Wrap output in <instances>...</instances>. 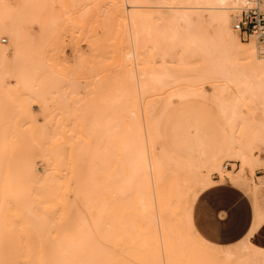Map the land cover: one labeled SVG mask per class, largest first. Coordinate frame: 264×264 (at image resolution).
<instances>
[{"label": "snow or ice", "instance_id": "obj_1", "mask_svg": "<svg viewBox=\"0 0 264 264\" xmlns=\"http://www.w3.org/2000/svg\"><path fill=\"white\" fill-rule=\"evenodd\" d=\"M22 7L58 10L65 31L79 32L82 40L90 37L84 42L94 60L92 50L106 39L120 5L73 0L20 6L0 0V70L6 81H17L16 99L25 100L20 111L51 144L66 147L60 144L64 137L87 145V151L74 154L68 181L74 186V220L69 226L62 188L53 186L37 197V204L15 168L17 158L27 152L29 174L35 175L47 158L44 146L33 150L7 122L0 128L5 225L0 264H20L10 256V241L17 235L22 241L25 227L41 240L42 230L47 231L50 246L39 264H264V0H189L166 6L175 13V32L171 37L158 34L155 47L148 48L159 50L165 61L169 53L182 60L194 53L207 70L186 90L155 103L151 97L157 76H149L145 66L159 57L146 56L148 48L141 50L137 32L135 50L129 40L125 63L111 79L100 88L81 87L92 99L84 113L79 104L73 111L76 92L71 87L61 96L45 75L25 73L43 50L36 41L46 25L25 18ZM124 8L127 15L128 5ZM133 17L135 24V12ZM238 52L254 54L261 70L258 81L237 71L241 61L251 63L234 60ZM72 54L76 67L85 63L86 53L78 44ZM128 60L135 62L129 66ZM90 67L99 80L96 71L104 64ZM72 83L66 79L60 86ZM53 98L59 101L55 112ZM81 123L87 131L80 128L77 136ZM32 144H37L35 133ZM237 197L243 207L236 205ZM131 251L146 255L131 260Z\"/></svg>", "mask_w": 264, "mask_h": 264}, {"label": "bare ground", "instance_id": "obj_2", "mask_svg": "<svg viewBox=\"0 0 264 264\" xmlns=\"http://www.w3.org/2000/svg\"><path fill=\"white\" fill-rule=\"evenodd\" d=\"M20 6L23 5H31V4H51L56 3L59 4L61 2L71 3L73 0H19ZM106 0H75L77 3H102ZM8 2V0H7ZM110 4H118L120 5L119 9L115 10V18L112 24H116L117 33L119 32L120 36H124L127 40H131L132 50H135L136 47V37L137 32L140 33V46L143 51L145 48H148V45H152L155 47V41L158 34L166 33L169 37L173 35L175 29L177 27V22H174L173 17L175 13L171 10V14L164 15L160 12H149L150 10H145L146 7L152 6L151 4H156L155 7H159L164 4H168V2H172L174 4L187 3L189 0H108ZM128 2V4H127ZM128 5L127 15H125L124 6ZM132 5H136L135 9L132 8ZM168 9V8H167ZM20 12L25 16V18H37L43 22L45 27V32L42 38H38L36 43L38 48H43L42 51H38L36 55L31 59V61L25 66V73L28 76H31L37 72L45 75L47 77L48 86L51 88H55L57 92L61 96L65 95L68 91V88L71 87L75 92L76 96L73 99V111H76L77 104L80 105V111L82 113L87 112L90 104L92 103L91 97L85 92L83 94L80 89L83 85L91 84L95 88L100 87V83L97 82L95 84V75L91 70L90 65L95 63L97 65L102 64L106 61L108 55L110 54L108 49H112L114 52L109 56L114 57L115 54L124 53V55L118 54L114 57L113 60H121L125 63V53L128 49L125 47L117 46L118 43L114 40L117 46L113 48L112 42L108 41L111 44V47L107 49V56H104L106 53L104 48H106V40L104 39L96 43V50L102 51L103 57H101L100 53H96V58L94 60H89L88 55H86V61L80 67H76V59H73L68 53L64 52V47L60 45L62 35L66 33L63 29V26L58 23L59 20V11L52 12L51 10H39V9H31V8H21ZM133 12H135V24H133ZM125 25V28H124ZM69 31V30H67ZM119 34L115 39L118 38ZM107 38V37H106ZM122 38V37H121ZM123 41L120 38L117 39V42ZM107 42V43H108ZM121 45H124L122 44ZM60 45V46H59ZM120 45V44H118ZM109 46V45H108ZM118 47L121 49H118ZM109 50V51H112ZM96 51V52H97ZM104 52V54H103ZM116 52V53H115ZM114 54V55H112ZM147 57H152L153 55L159 57L158 61L153 65L151 63L146 64L145 72L151 76L153 73L157 76V81L154 83L153 87L155 91L151 99L154 100L155 103L159 104L161 98H167L174 93V86L179 83H190L194 81L198 76H200L207 69L201 65V62L196 58L194 53H186L181 59L179 54L173 55L169 53L167 60L163 58L162 53L157 50L155 53L152 51V48H148L145 53ZM112 55V56H111ZM124 56V57H123ZM104 57H106L104 59ZM108 57V59H111ZM238 58L247 59L251 63L245 65L242 61L237 66V71L245 72L254 78H259L260 75V67L259 63L256 61L254 54L250 52H238L233 54V59L236 60ZM117 60V61H119ZM124 60V61H123ZM193 60V61H192ZM115 61H112L114 63ZM116 61V62H117ZM134 60H128L127 63L131 66L134 63ZM192 62H198V66L195 64L192 66ZM105 63V62H104ZM103 63V64H104ZM107 63V61H106ZM104 64L106 66L107 64ZM120 63V64H119ZM122 63V64H123ZM115 64V65H114ZM113 65L117 66L121 65V62L114 63ZM112 65V64H111ZM110 66V64H109ZM113 67V66H112ZM106 68L114 69L106 66ZM109 69L100 71L105 76L101 75L102 82L105 83L111 79L112 73ZM139 71V68L137 69ZM85 72L90 73V76L84 78ZM97 70L96 75L100 74ZM108 73V74H107ZM71 75V76H70ZM103 76V77H102ZM71 85L60 86L61 81L64 80H72ZM94 79V80H93ZM98 81H101V80ZM95 81V82H94ZM17 83L15 79H4L3 71L0 70V128L4 126L7 122L13 128H18L19 135L22 138V141L31 147L33 150L39 151L40 145L44 146V151L46 154V159L43 161L47 162V170L42 168L37 169V173L35 175L29 174V169L27 165L28 153L25 152L21 154L17 160L15 161V168L18 174L23 178L27 184L29 185L32 198L35 200L37 204L40 203V200L37 199L40 195H46L49 190L55 186L56 188H62L63 192L66 193L67 196V205H68V216L67 221L70 226L73 223L74 217L72 215V204L75 200V196L73 194V185H69L68 181L73 178V164L75 163L74 154L77 156L81 152V150L87 151V145L81 144L79 140L74 141H66L64 137L61 138L60 144L67 145L66 147H58L55 144H51L44 134H42L38 129L32 126V122L27 119L24 114L20 111V105L25 103V100L22 98L20 100L16 99L17 92L14 85ZM23 84V81H21ZM98 85V86H97ZM104 84H102L103 86ZM115 87V86H114ZM71 98V97H70ZM82 98V99H81ZM55 99V98H53ZM59 103V101H58ZM37 107V106H36ZM36 110V109H35ZM39 110V109H38ZM37 110V111H38ZM40 111V110H39ZM51 112L52 108H51ZM51 115V113H50ZM131 119V117H129ZM41 123L43 121L40 120ZM54 128L55 126L52 125ZM80 128H84V131H87L86 125L82 124L80 127L76 129L77 136L80 135ZM35 133L37 144H32V136ZM50 161V163H49ZM44 165V164H43ZM66 174V175H65ZM76 174H79V168H76ZM45 177L47 178L45 182ZM258 193H254V196H258ZM11 226H9L10 228ZM5 230V225L3 223V214L0 213V234H2ZM16 232H19V228L16 229ZM25 235L21 241L19 236L17 235L15 240L10 241V256L12 259H16L20 261V264H39V261L43 258H47L48 249L50 246V241L47 235L46 230H42L43 239L35 234L33 229H29L28 227L24 228ZM31 233V235H29ZM57 233L53 232L52 236L56 237ZM4 255V244L2 236H0V258H3ZM146 253L140 251H131L127 253V258L131 260H138L145 256Z\"/></svg>", "mask_w": 264, "mask_h": 264}, {"label": "rangeland", "instance_id": "obj_3", "mask_svg": "<svg viewBox=\"0 0 264 264\" xmlns=\"http://www.w3.org/2000/svg\"><path fill=\"white\" fill-rule=\"evenodd\" d=\"M8 2L9 3H11V4H13V5H20V1L19 0H8ZM101 4H110L109 2H108V0H106V1H104V2H102ZM127 4H128V2H127ZM174 3H172V2H168V4L166 3V4H164V5H161V6H159V7H155V5L156 4H151L152 6H150V7H146V9L145 10H148V8L150 9V10H148L149 12H160V13H163L164 15H170L171 14V9L170 8H168V7H166V6H168V5H173ZM129 7V6H128ZM168 8V9H167ZM116 24L114 23V24H112L111 25V30H110V32L107 34V38L106 39H108V40H106V43H105V45H106V48H104V51L106 52L107 51V49L109 48V47H111V44L108 42V41H110V42H112L113 44H115V42H114V40L116 41V43H118V44H120V45H118L117 44V46H123V47H125V45H128V40H127V36L126 37H124V36H120V34H119V32L117 33V29H116ZM124 28H125V25H124ZM117 31H116V30ZM119 34V36H118V38H120V40L121 41H123V43L122 42H120V41H118L117 42V39H115L116 37H117V35ZM122 37V38H121ZM88 40H90V37H88L87 35H85L84 37H83V40L81 39V35H80V33L79 32H76V33H73V31H71V30H69V31H66V33L65 34H63L62 35V38H61V43H60V45H62V47H64V52L65 53H68L73 59H75L74 57H73V54H72V47H73V45L74 44H78V47L81 49V50H83L85 53H86V55H88L89 54V44L88 43H85L84 41H88ZM125 40H127L128 42H126L127 44H125L124 42H125ZM99 42V41H98ZM108 42V43H107ZM65 43H67V48L65 49ZM121 43L122 44H124V45H121ZM59 45V46H60ZM109 45V46H108ZM116 47V52H117V46H116V44L115 45H112V47L111 48H113V47ZM127 47H129V46H126V49H127ZM114 49V48H113ZM118 49H120L119 47H118ZM109 50H112V49H108V51L107 52H109L110 54L111 53H113L114 51L112 50V51H109ZM121 50V49H120ZM128 50V49H127ZM92 51H94L95 52V54L97 53H100L101 54V57H103V55H102V51L103 50H96V48H94ZM97 51V52H96ZM122 51V50H121ZM121 51H119L118 50V54H120L119 52H121ZM125 50H123L122 52H124ZM105 53L104 54V52H103V54H104V56H107L109 53ZM115 52V53H116ZM127 52V51H126ZM109 54V55H110ZM117 53L115 54L116 56L118 55ZM108 55V57H110ZM112 55H114V54H112ZM111 55V56H112ZM121 55H124V53L122 54H120V57H121ZM116 56H114V57H116ZM119 56V55H118ZM108 57L106 58V57H104V59L106 58L107 60L106 61H108V60H111V59H108ZM114 57H110V58H112V60L111 61H115V60H113L114 59ZM119 57V59H121L122 60V58H120ZM124 57V56H123ZM89 59V58H88ZM119 59H117V60H119ZM89 60H91V59H89ZM116 60V61H117ZM121 60H119V61H115L114 63H118V62H121V64L123 63ZM106 61H104L105 63H106ZM124 61V60H123ZM193 61V60H192ZM103 62V63H104ZM102 63V64H103ZM104 63V64H105ZM114 63H112V65L110 64V66H109V64H107L108 65V67H111V68H114V67H118L117 66V64H116V66H114L115 64ZM114 64V65H113ZM120 64V63H119ZM196 65V66H198V62H192V66L193 65ZM106 65V66H107ZM106 66H104V68H103V70H106V69H109L108 70V72L111 70V72H113V70L114 69H116V68H114V69H110V68H106ZM113 66V67H112ZM99 72L100 71H103V70H100V69H97ZM106 72V71H105ZM104 72V74L103 73H101L100 72V74L98 75L100 78H101V75H104L105 76V73ZM108 74V73H107ZM71 76V75H70ZM90 76V73H88V72H85V74H84V78H87V77H89ZM103 77V76H102ZM94 80V79H93ZM95 80H96V82H95V84H97V82H99L100 83V87H102V84H105V81L104 82H102V80L101 81H98L96 78H95ZM72 81H73V78H72ZM74 83V85H77V84H75V82H73ZM93 83L91 82V84L90 85H92ZM189 84L190 83H185V82H183V83H179V84H176L175 86H174V93L175 92H178V91H182V90H186L188 87H189ZM98 86V85H97ZM99 86H98V88H100ZM83 94H85V92H82ZM53 103H52V105H51V108H52V111L53 112H55L56 110H57V108H58V101L57 100H55V99H53ZM35 107V111L36 112H39V107L37 106H34ZM257 108H258V105H257ZM39 109V110H38ZM38 110V111H37ZM41 121H43V119L41 118ZM44 164V165H43ZM40 168H42L43 169V171L44 170H47V162L46 161H41L40 162V166H39ZM182 178V177H181Z\"/></svg>", "mask_w": 264, "mask_h": 264}, {"label": "crops", "instance_id": "obj_4", "mask_svg": "<svg viewBox=\"0 0 264 264\" xmlns=\"http://www.w3.org/2000/svg\"><path fill=\"white\" fill-rule=\"evenodd\" d=\"M236 205H239L240 207H243V201L239 198V197H237L236 198ZM233 235H235V233H233Z\"/></svg>", "mask_w": 264, "mask_h": 264}]
</instances>
